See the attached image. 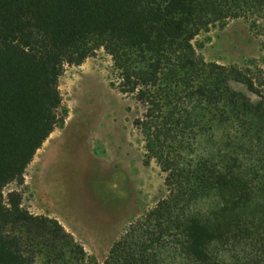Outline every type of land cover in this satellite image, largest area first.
<instances>
[{
    "label": "trees",
    "instance_id": "1",
    "mask_svg": "<svg viewBox=\"0 0 264 264\" xmlns=\"http://www.w3.org/2000/svg\"><path fill=\"white\" fill-rule=\"evenodd\" d=\"M232 19L264 53V0H0V264H101L19 191L5 196L61 122L65 66L101 49L169 189L102 264H264V55L224 65L194 44Z\"/></svg>",
    "mask_w": 264,
    "mask_h": 264
},
{
    "label": "rangeland",
    "instance_id": "2",
    "mask_svg": "<svg viewBox=\"0 0 264 264\" xmlns=\"http://www.w3.org/2000/svg\"><path fill=\"white\" fill-rule=\"evenodd\" d=\"M194 44L207 61L224 65L246 67L264 55L244 19L212 25ZM112 82L113 60L104 49L81 65H66L61 122L28 166L24 184L5 188V196L19 191L33 214L58 219L101 264L130 223L169 193L166 173L148 162L134 125L142 107ZM37 264L47 263L39 257Z\"/></svg>",
    "mask_w": 264,
    "mask_h": 264
}]
</instances>
